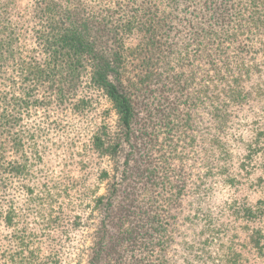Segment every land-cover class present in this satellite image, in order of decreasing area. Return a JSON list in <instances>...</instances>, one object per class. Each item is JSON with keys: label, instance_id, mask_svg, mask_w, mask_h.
<instances>
[{"label": "trees", "instance_id": "trees-1", "mask_svg": "<svg viewBox=\"0 0 264 264\" xmlns=\"http://www.w3.org/2000/svg\"><path fill=\"white\" fill-rule=\"evenodd\" d=\"M200 62L188 107L212 131L196 146L235 189L222 131L229 101H264V0H0V264H173L163 211L176 199H161L157 173L148 183L142 129ZM242 211L261 253L260 214ZM234 233L211 259L195 247L197 264H242L249 243Z\"/></svg>", "mask_w": 264, "mask_h": 264}, {"label": "rangeland", "instance_id": "rangeland-1", "mask_svg": "<svg viewBox=\"0 0 264 264\" xmlns=\"http://www.w3.org/2000/svg\"><path fill=\"white\" fill-rule=\"evenodd\" d=\"M186 27L188 26L183 29ZM193 59L192 56L188 57L190 63ZM188 68H191L190 64L184 69V75H192L194 82L187 89L182 86L181 89L168 91V98L161 96L163 114L159 118L148 115L145 108L143 111V116L148 115L149 120L145 121L147 125L143 124L142 129L146 140L143 143L146 156L144 174L149 175V183L150 177L157 173L160 197L167 205L171 199H176L170 211H163L164 225L168 227L171 221L169 217H173L175 230L174 242L162 259L173 264H197L195 247L199 249L202 245L205 248L208 246L211 249V259L222 252L221 246L226 244L224 236L238 232L237 235L244 238V243H249L246 248L242 247L243 243L240 244L243 251L241 263L264 264V238L260 242L261 253L253 251L256 249L248 250L252 243L246 235L250 232L246 226L249 224L248 212L242 211L239 218L233 212V207H248L252 212H258L260 217L257 218V223L249 227L259 228L264 234V101L250 94L237 104L230 101L227 103L231 106L227 107L228 115L222 138L226 149L234 155L236 165H230L232 175H236V190L232 189L229 184L223 183L220 176L211 177L208 174L203 152L196 146L200 135L212 131L206 111L202 108L194 111L193 107H188L194 101L192 96L198 87L196 82L205 74L206 67L200 62L198 67L193 68L196 71ZM258 74L264 77V72ZM180 93H183L182 96ZM96 97L98 99L97 95ZM152 100L154 104L151 105L155 107L156 99L151 98ZM99 102L101 105L97 108H107L104 98L101 97ZM63 114L67 119H73L68 111ZM113 114L109 117L111 124H115L116 116ZM155 122L156 129H153ZM155 138H158L157 142L154 141ZM127 152L126 147L120 152L116 166L125 165ZM109 165L114 166L115 162H110ZM129 165L132 166V161H129ZM103 191L102 187L100 192ZM194 214L199 217L196 218ZM226 225L232 229L227 230Z\"/></svg>", "mask_w": 264, "mask_h": 264}]
</instances>
